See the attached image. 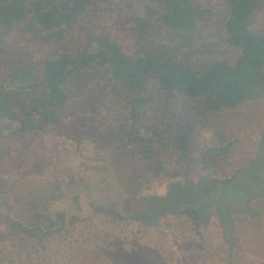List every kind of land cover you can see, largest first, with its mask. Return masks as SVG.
<instances>
[{
    "label": "rangeland",
    "instance_id": "rangeland-1",
    "mask_svg": "<svg viewBox=\"0 0 264 264\" xmlns=\"http://www.w3.org/2000/svg\"><path fill=\"white\" fill-rule=\"evenodd\" d=\"M202 1L213 5L216 0ZM139 11L137 0H93L58 41L23 32L22 25L0 31V87L28 105L44 59L75 54L87 31L108 34L126 53L132 52L137 38L133 17ZM255 22L264 29V11ZM213 24L204 27V38L214 32ZM160 34L152 32L144 44L155 50L167 42L166 32ZM227 50L236 56L235 50ZM15 70L17 77H12ZM69 84L71 98L57 108V121L43 129L20 133L15 121L0 117V264H264V197L250 196L240 206L213 201L246 195L229 189L223 194L220 184L248 182L237 171L249 168L252 173L264 162V98L209 117L186 170L172 151L156 146L149 159L119 154L106 137L120 123L126 100L102 98L88 84ZM205 145L207 152L201 154ZM252 183V191L264 189V182ZM194 190L201 192L198 197H208L193 205L208 209L198 211L197 218L183 210L191 205ZM176 197L182 204L175 206ZM35 206L44 214L63 211L67 222L74 218L73 226L49 238L39 252L4 234L10 225L7 213ZM96 206L126 220L98 213ZM219 207L225 211L222 218H230L229 232Z\"/></svg>",
    "mask_w": 264,
    "mask_h": 264
},
{
    "label": "trees",
    "instance_id": "trees-1",
    "mask_svg": "<svg viewBox=\"0 0 264 264\" xmlns=\"http://www.w3.org/2000/svg\"><path fill=\"white\" fill-rule=\"evenodd\" d=\"M92 3L93 0H0V31L22 25L23 32L58 41ZM125 3L130 9L134 7L131 1ZM137 3L140 11L133 17L137 38L132 52L126 53L108 34L87 31L84 45L75 54L44 59L40 82L29 93L28 105L0 87V117L15 121L20 133L43 129L57 121V108L71 98L69 82L73 87L88 84L102 98L126 100L120 123L106 137L119 154L149 159L156 155V146L172 151L176 162L188 170L198 150L196 136L209 117L264 98V29L255 22V16L264 11V0H216L213 5L202 0ZM212 22L214 32H208L206 39L203 29ZM163 30L167 42L155 50L144 44L152 32L159 36ZM228 48L235 50L236 56L227 55ZM205 55L207 58H203ZM18 72L15 70L12 77H17ZM207 147L199 149L201 154H206ZM256 156V160L260 159V154ZM217 159L219 166L221 158ZM248 169L237 171L241 173L239 177L256 183L264 179ZM230 183L220 185L223 194L228 189L236 193L232 188L235 183ZM180 198H175V206L182 204ZM239 198L243 197L215 200L218 203ZM193 205L183 208L188 217L197 218L198 211H208L205 206ZM219 209L224 215L225 211ZM96 210L115 220H126L104 207L96 206ZM7 214L10 225L4 234L29 242L35 252L44 250L49 238L73 226L74 221L67 222L63 211L44 214L36 206ZM125 255L132 257L129 251Z\"/></svg>",
    "mask_w": 264,
    "mask_h": 264
},
{
    "label": "water",
    "instance_id": "water-1",
    "mask_svg": "<svg viewBox=\"0 0 264 264\" xmlns=\"http://www.w3.org/2000/svg\"><path fill=\"white\" fill-rule=\"evenodd\" d=\"M264 150V149H263ZM263 153H264V151H263ZM262 164L264 163L263 161L261 162ZM261 164V165H262ZM260 164L259 165H257V167L255 166L253 169H252V173H259V170H261V166ZM264 165V164H263ZM259 176H260V179L262 180L263 178H261L262 176L260 175V173H259ZM259 182H261V183H263L264 182V179L262 180V181H259ZM253 184L254 183H252L251 182V180L250 181H248V182H245V183H240L239 185H237V184H233V189L236 191V192H242V193H244V194H247L248 196H253V197H264V189H260V190H256V191H252L251 190V187L253 186ZM231 191V190H230ZM234 194V193H233ZM230 197H234V196H230ZM216 204H217V202H216V200H213ZM225 208H226V211H228V207L227 206H225ZM219 214H220V221H221V223H223V224H225L226 225V227H227V230H228V232H229V230H230V218L227 216H225V218H222V216H221V212H219Z\"/></svg>",
    "mask_w": 264,
    "mask_h": 264
},
{
    "label": "flooded vegetation",
    "instance_id": "flooded-vegetation-1",
    "mask_svg": "<svg viewBox=\"0 0 264 264\" xmlns=\"http://www.w3.org/2000/svg\"><path fill=\"white\" fill-rule=\"evenodd\" d=\"M261 156V155H260ZM232 183V182H231ZM230 183V184H231ZM220 185H222V183L220 184ZM254 185V184H253ZM201 194V192H199V191H197V190H194L193 191V196L191 197L192 199H191V204L192 203H195V204H201V201H203L204 199H205V197H198L199 195ZM204 194H206V193H204ZM248 197H250V196H248L247 194L246 195H244L243 196V198H239V199H237V201H232V202H234L235 203V205H239L240 206V204H242V202L244 201V199L246 200ZM189 198V197H188ZM186 198H184V200H185ZM241 199H243V200H241ZM241 200V201H240ZM233 203V204H234ZM232 204V205H233ZM238 206V208L237 209H239V208H241V207H239Z\"/></svg>",
    "mask_w": 264,
    "mask_h": 264
}]
</instances>
